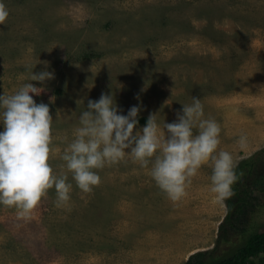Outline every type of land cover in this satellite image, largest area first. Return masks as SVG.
Wrapping results in <instances>:
<instances>
[{
  "label": "rangeland",
  "instance_id": "374dc122",
  "mask_svg": "<svg viewBox=\"0 0 264 264\" xmlns=\"http://www.w3.org/2000/svg\"><path fill=\"white\" fill-rule=\"evenodd\" d=\"M6 3L0 94L28 81L26 65L41 61L33 69L39 72L48 62L55 78L40 96L32 95L49 103L56 119L57 172L67 171L60 154L88 99L114 94L125 114L141 105L138 127L158 112L163 132V121L175 120L181 102L196 96L205 114L220 122V147L233 153L236 183L249 196L243 206L235 194L217 201L210 164L176 202L148 168L130 160L99 170L102 182L92 193L80 190L69 173L67 207L56 206L54 188L28 219L0 205V264H186L199 251L208 252L205 264H214L264 231V0ZM241 134L248 137L243 149Z\"/></svg>",
  "mask_w": 264,
  "mask_h": 264
},
{
  "label": "clouds",
  "instance_id": "9594fccd",
  "mask_svg": "<svg viewBox=\"0 0 264 264\" xmlns=\"http://www.w3.org/2000/svg\"><path fill=\"white\" fill-rule=\"evenodd\" d=\"M9 16L6 0H0V24H6ZM38 63L26 65L27 82L11 94H0V205L15 208L19 217L28 219L54 188L56 206L67 207L73 191L69 173L80 190L92 193L102 182L99 170L129 160L148 168L156 185L174 202L187 195L191 178L205 164L212 168L215 199L224 203L234 195L233 185L240 179L237 161L220 147L221 124L205 114L196 96L191 103L181 102L175 120L163 121V132L158 112L150 113L146 124L138 127L141 105H132L125 114L114 94L88 99L73 138L60 154L61 167L67 171L57 172L52 163L56 119L49 103L37 102L32 95L40 96L55 73L48 62L34 71ZM238 143L245 148L247 135L241 134Z\"/></svg>",
  "mask_w": 264,
  "mask_h": 264
},
{
  "label": "trees",
  "instance_id": "16d2710c",
  "mask_svg": "<svg viewBox=\"0 0 264 264\" xmlns=\"http://www.w3.org/2000/svg\"><path fill=\"white\" fill-rule=\"evenodd\" d=\"M252 164L253 162L249 163V167H251ZM233 188L234 194L239 196L237 202L243 206L244 203L247 202L244 196H249L247 188L240 183H236ZM228 204L232 207L234 203L232 200H228ZM207 254V251H199L190 256L186 264H205ZM256 258L259 259L260 264H264V231L252 233L247 242L235 253L221 258L220 260L214 262V264H255Z\"/></svg>",
  "mask_w": 264,
  "mask_h": 264
}]
</instances>
